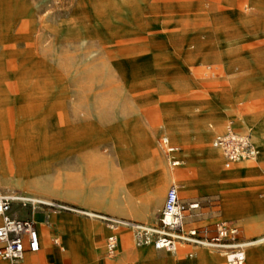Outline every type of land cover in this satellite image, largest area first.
<instances>
[{
	"label": "rangeland",
	"instance_id": "obj_1",
	"mask_svg": "<svg viewBox=\"0 0 264 264\" xmlns=\"http://www.w3.org/2000/svg\"><path fill=\"white\" fill-rule=\"evenodd\" d=\"M248 70L264 71V0H0V165L22 159L20 144L9 141L22 130L14 111L30 108L39 123L21 136L45 151L52 176L65 184L79 173L84 179L78 185L91 197L106 189L100 181H113L117 204L94 207L98 214L155 225L170 183L185 179L189 186L181 184L180 198L200 203L187 229L201 225L211 236L216 223L232 221L249 244L246 250L264 246L253 245L264 238V209L240 216L225 205L230 196L251 205L264 200V133L255 139L249 122L256 116H245L264 114V82L234 83ZM220 93L227 95L229 111L217 107ZM230 123L251 130L258 153L225 168L216 150L217 166L222 176H234L241 163L252 164L254 172L203 184L201 176L214 171L202 154ZM126 130L136 139L134 152L124 143ZM165 136L179 147L180 164L159 185L162 168H171L161 143ZM4 189L37 193L0 178ZM43 189L46 199L70 208L59 213L99 224L97 235L111 232L102 219L83 215V192ZM155 192L159 201L151 206ZM13 208L24 212L17 204ZM256 218L262 225L251 223ZM116 233L117 247L108 258L119 254L122 233L130 248L141 247L131 228L119 224ZM201 247L180 244L177 256ZM211 249L206 250L221 254L220 264H226L223 252ZM250 257L244 264H264V258Z\"/></svg>",
	"mask_w": 264,
	"mask_h": 264
},
{
	"label": "crops",
	"instance_id": "obj_2",
	"mask_svg": "<svg viewBox=\"0 0 264 264\" xmlns=\"http://www.w3.org/2000/svg\"><path fill=\"white\" fill-rule=\"evenodd\" d=\"M227 27L228 26L226 25L225 28ZM226 35L227 32L223 36L227 37ZM248 71L249 72L246 75L240 76V79L236 78L234 83L239 86L240 83L257 85L258 82H264V71L262 70L261 71L248 70ZM218 99L219 101L217 107L220 108L222 111H229V107L226 105V100L228 99L227 95L224 93H220L218 95ZM223 102H225V104ZM29 110L31 109L24 107L14 111V117L16 118L15 120H17L15 124L16 126L22 125V130H21L22 132H27L32 125L39 123L37 119H34V117L33 118L30 117L31 115L29 114L33 112H30ZM248 115H254L257 117L258 121H264V114L248 113L245 116ZM245 116H237L236 119L237 121H239ZM234 126L238 130L242 132H246L239 125L235 124ZM247 130L249 131L252 137L251 130L249 129ZM21 131L19 134H17L16 141L10 140L9 142L12 145V147H16L20 144L19 146L21 149V153L23 154L22 159L17 161L14 160L11 163H9L6 167H2L0 165V178L3 179L8 178L15 180L16 182L24 184L25 187L28 188L32 187L33 191L37 192L32 196H28L25 195V193H21L22 196L35 197L43 201H49L48 199L45 198L46 196L44 193L46 192V190L43 189V187L47 188L48 190L64 189L72 193L83 192L80 195L82 198H84L86 207L82 210L95 213L96 215L99 212L95 210L94 207L96 208H101L103 206L114 207V205L117 204L116 201L117 195L115 192L114 183H112L113 181L110 182L100 181L99 187L102 188L103 186L106 189L98 191L97 194H94V196L91 197L90 193H86L84 191V187L78 185L80 179L81 180L84 179L79 173L77 174L75 173L65 184H63L58 177L52 176L50 172L51 171L50 166L47 163L48 161L46 160V157L44 156L45 151L43 152L39 148L34 147L32 138L24 139L21 136L23 134ZM122 133L125 136L124 143L129 144L128 145L129 152H134L135 148L131 143V139L133 141H136V139L133 135V132L130 130H126L123 131ZM6 134L9 135V138L12 137L10 133H6ZM262 140H264V136H262ZM118 141L119 142L115 143V147L117 149H119L121 146L120 140ZM171 144L174 145L173 143ZM174 146L178 147L177 145ZM208 152H210L209 149H207L202 156L206 159L213 158L207 154ZM41 153H43L44 155ZM180 154L184 158L188 156L186 153L183 154L182 152H180ZM175 156L180 161L179 147H178V151L175 153ZM156 161L158 164L161 163L162 162L161 157L158 156L156 158ZM120 162H123L122 158H120ZM32 165H37V166H32ZM251 166L252 164L249 163H241L240 169L242 168L244 169L246 167L244 171L246 170L247 174L250 173V171L251 173H253L254 169L253 166L252 167ZM172 168L173 166H171L170 169L167 168L165 169V167H163L158 176V181H156V183H158L159 185L163 184L166 181V178L170 177ZM211 170L214 171V173H211L207 176H201V180H200L201 183L209 184L210 182L213 181V179L215 180L217 179L218 181H226L232 179L233 175L222 176L224 171L218 168L217 163H214L212 165ZM232 170L233 172H235V169ZM232 170L230 169L225 171H232ZM172 183L178 184L179 190L181 184L184 187L189 186L185 179L182 180L181 184H179L175 180H173L170 183V185ZM5 190L7 189L0 190V192ZM158 193L159 192H155L156 197L150 200L151 206H154L158 203L159 201V198L157 197ZM225 205H226V211L228 212L230 211L235 215L244 216V214L247 212L253 213L254 211H256L257 208L264 209V200H261L256 205L255 204L251 205L246 200V198L237 197L234 199L232 196H230L229 198L226 197ZM119 206H121L124 209L126 208L125 203H122V205ZM16 212L19 217L22 218L31 217L35 220L37 231L40 237V249L37 252H27L22 260L11 264H220L222 262L221 254H214L213 252L208 251L204 248H200L194 252L188 253L186 257H178L177 256L178 249L174 252H169L168 254H166L160 251L153 250L152 249L153 247L151 246L130 248V246L127 245L128 237L126 233H122L120 235L121 249L119 254L113 259H110L106 254V249L104 252L105 240L109 233L107 235H104V232L101 230L100 232H98V235L102 234L103 235L102 237L101 236L99 237L97 234H95L96 230L101 229L99 224L89 221L87 219L78 218L59 212L50 213L48 219H46L41 207H39L34 212H31L25 208L23 214H19L17 210ZM90 218L94 220L95 217H90ZM251 223L253 225H262L261 221L258 218L254 219V221H252ZM55 238L59 239L60 244L54 243ZM250 256H252V259L264 258V246L257 248H248L246 250V261L250 260L251 258Z\"/></svg>",
	"mask_w": 264,
	"mask_h": 264
},
{
	"label": "built area",
	"instance_id": "obj_3",
	"mask_svg": "<svg viewBox=\"0 0 264 264\" xmlns=\"http://www.w3.org/2000/svg\"><path fill=\"white\" fill-rule=\"evenodd\" d=\"M161 143L169 164L173 167L177 166L180 162L175 156L178 147L172 145L167 137H162ZM213 146L219 149L225 168L231 167L242 159L254 158L258 153L250 133L238 130L232 123L214 137ZM16 204L31 212L41 207L46 219L50 213L67 209L59 201H34L14 190L1 191L0 260L20 261L27 252H37L40 249V237L35 220L31 217H19L13 209V205ZM199 208V201H182L179 196V185L172 183L166 192L155 225L150 226L132 220L119 222L113 220L114 217L105 216L102 220L111 230L105 240L107 256L111 257L116 250L118 243L116 230L119 224H122L131 228L136 246H151L154 249L169 252L175 251L180 244L208 247L220 249L225 256L226 264H244L246 248L249 244L240 239V228L235 222L216 223L211 236H206L207 228L201 225L186 228L191 218L199 214ZM54 243L60 244L59 239L55 238Z\"/></svg>",
	"mask_w": 264,
	"mask_h": 264
},
{
	"label": "bare ground",
	"instance_id": "obj_4",
	"mask_svg": "<svg viewBox=\"0 0 264 264\" xmlns=\"http://www.w3.org/2000/svg\"><path fill=\"white\" fill-rule=\"evenodd\" d=\"M252 121L251 122H249V123H251V125H252V127H254V133H253V135H254V137H255V139H259V137H261V135H262V133H264V121H258V119H257V117H253L252 119H251ZM251 140H252V137H251ZM252 143H253V141H252ZM255 146V145H254ZM256 147V146H255ZM209 150H210V152H208L207 154L210 156V157H213V158H210V159H207L210 163H212V164H214V163H217L218 161L217 160H219L220 159V157L218 156V154L216 153L217 151L216 150H219L218 148H216L215 146H213L212 148L210 147V148H208ZM215 149V150H214ZM257 149V148H256ZM258 150V149H257ZM203 155V154H202ZM245 160H247V159H242V160H240V161H245ZM240 161H238V162H240ZM247 165V164H246ZM243 167V166H242ZM252 167V166H251ZM246 168V167H245ZM244 168V169H245ZM250 168V167H249ZM244 169L242 168V169H240V166H238L236 169H235V175L234 176H232V178H234V177H239V176H242V175H247V172H246V170L244 171ZM250 173H251V171H250ZM24 197H28V196H24ZM32 200H34V201H42V200H40V199H37V198H32V197H30ZM39 208V207H38ZM66 208H68L67 206H66ZM68 209H70V208H68ZM82 212V211H81ZM83 214H85V215H88V216H91V217H95V218H99V219H103V218H105V216H103V215H96V214H94V213H91V212H82ZM113 220H117V221H119V222H123V220L122 219H118V218H112ZM262 239H264V238H260L259 240H257V241H255L254 243H253V245L254 244H256V243H259V242H264V241H262ZM202 248V247H201ZM203 248H206V249H210V250H213V249H211V248H208V247H203ZM178 249V248H177ZM176 249V250H177ZM175 250V251H176ZM174 252V251H173Z\"/></svg>",
	"mask_w": 264,
	"mask_h": 264
}]
</instances>
